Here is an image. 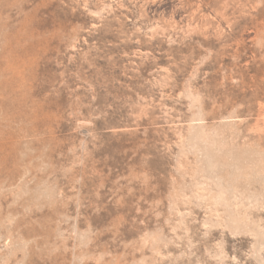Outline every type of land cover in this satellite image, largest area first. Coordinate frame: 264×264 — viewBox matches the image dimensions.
Here are the masks:
<instances>
[{
  "label": "rangeland",
  "instance_id": "1",
  "mask_svg": "<svg viewBox=\"0 0 264 264\" xmlns=\"http://www.w3.org/2000/svg\"><path fill=\"white\" fill-rule=\"evenodd\" d=\"M0 264H264V0H0Z\"/></svg>",
  "mask_w": 264,
  "mask_h": 264
}]
</instances>
